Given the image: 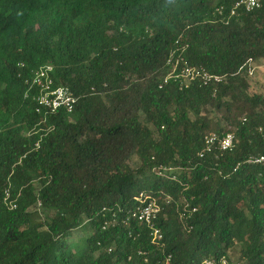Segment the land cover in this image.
<instances>
[{
    "label": "trees",
    "instance_id": "1",
    "mask_svg": "<svg viewBox=\"0 0 264 264\" xmlns=\"http://www.w3.org/2000/svg\"><path fill=\"white\" fill-rule=\"evenodd\" d=\"M260 3L150 0L121 33L131 0H0V264H264ZM46 64L70 113L36 111Z\"/></svg>",
    "mask_w": 264,
    "mask_h": 264
},
{
    "label": "built area",
    "instance_id": "2",
    "mask_svg": "<svg viewBox=\"0 0 264 264\" xmlns=\"http://www.w3.org/2000/svg\"><path fill=\"white\" fill-rule=\"evenodd\" d=\"M260 5V0H234V6L231 10V15H234L236 10L239 8H242L245 11H252L259 8ZM51 71V66H42L31 79V87L37 88V94L33 98L37 104L36 111L40 112L41 109H44L48 112H54L59 109H64L66 112L70 113L75 105L76 100L67 88L54 86L53 80L50 76ZM249 75H252V70H250ZM179 76L186 83L194 80L196 77H201L205 82L212 79V77L206 73H201L195 69L189 68H184L180 72ZM213 79L217 80L216 77ZM233 141L234 137L231 133H228L221 138H219L214 133L208 134L204 137L205 151L210 152L214 144H217L221 151L231 150L233 148ZM248 163L264 164V155L251 158L248 160ZM139 199L141 205L137 207L133 216L138 222L145 224L152 230V236L154 240H161L162 235L160 231L154 227V221L160 213V208L154 200L145 202L146 197L143 195H140ZM206 264L213 263L206 262ZM221 264H225V262L223 261Z\"/></svg>",
    "mask_w": 264,
    "mask_h": 264
},
{
    "label": "rangeland",
    "instance_id": "3",
    "mask_svg": "<svg viewBox=\"0 0 264 264\" xmlns=\"http://www.w3.org/2000/svg\"><path fill=\"white\" fill-rule=\"evenodd\" d=\"M133 3H135V6H139L140 3H141V0H135V1H133ZM136 13H137V11L134 12L131 17H127L126 20L123 17L124 20L121 23L129 24L133 20V18H134V16H135ZM115 23H117V20L114 21V24ZM251 70H252L251 82L252 83H254V82L257 83L256 86H262V85H264V61L257 62L255 64H253ZM256 86L253 85V84L251 86V89L254 92H258V90H257L258 87H256ZM137 163L138 162L136 160H133L131 164H132V166L135 167L137 165ZM82 237H83L82 232L80 230H75L72 233V237H71L70 241L71 242H76L77 240L81 239Z\"/></svg>",
    "mask_w": 264,
    "mask_h": 264
},
{
    "label": "clouds",
    "instance_id": "4",
    "mask_svg": "<svg viewBox=\"0 0 264 264\" xmlns=\"http://www.w3.org/2000/svg\"><path fill=\"white\" fill-rule=\"evenodd\" d=\"M133 1H135V0H131V5H132V7H131V9H129V12H127V14H126V16H125V20H126V18L127 17H131L132 16V14L134 13L133 12V10H136L137 11V13L136 14H140V13H142L145 9H146V7L149 5V3H150V0H141V3H140V5L139 6H135V3H133ZM137 7V8H136ZM140 10V11H139ZM131 11V12H130ZM135 11V12H136ZM134 18H135V16H134ZM133 18V19H134ZM123 19V20H124ZM122 20V21H123ZM121 21V22H122ZM124 26H125V24L124 23H122L120 26H119V32H124ZM46 65H48V64H46ZM45 66V65H44Z\"/></svg>",
    "mask_w": 264,
    "mask_h": 264
}]
</instances>
